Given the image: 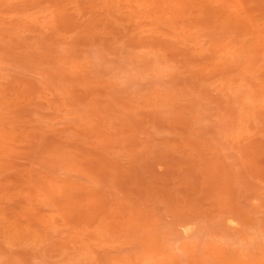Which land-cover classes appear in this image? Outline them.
Returning <instances> with one entry per match:
<instances>
[{
    "label": "rangeland",
    "instance_id": "obj_1",
    "mask_svg": "<svg viewBox=\"0 0 264 264\" xmlns=\"http://www.w3.org/2000/svg\"><path fill=\"white\" fill-rule=\"evenodd\" d=\"M0 264H264V0H0Z\"/></svg>",
    "mask_w": 264,
    "mask_h": 264
}]
</instances>
